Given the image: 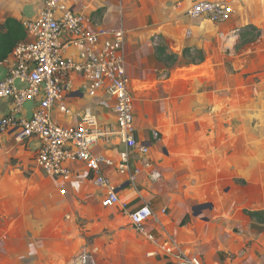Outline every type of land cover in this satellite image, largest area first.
I'll return each instance as SVG.
<instances>
[{"label": "rangeland", "instance_id": "1", "mask_svg": "<svg viewBox=\"0 0 264 264\" xmlns=\"http://www.w3.org/2000/svg\"><path fill=\"white\" fill-rule=\"evenodd\" d=\"M250 13L253 22L247 25H210L217 30L214 37L203 43L201 53L194 48L187 54L193 73L178 69L177 79L169 73L174 82L158 95L148 92L142 104L151 121L162 124L154 127L160 139L155 144L166 139L168 126L178 127L169 136L168 156L161 150L158 156L170 159L164 168L167 176L177 174L171 180L176 200L186 198L198 205L193 212L200 214L195 217L203 241L198 245L211 256L204 259L206 264L213 259L221 264H264V5ZM1 140L2 166L9 165V173L18 176L21 170L23 180L7 184L14 197L3 199L0 210L22 213L25 225L36 223L39 214L41 230H28L30 241L53 245L46 253L40 250L38 264H71L83 250L93 255L95 264H103L99 250L112 253L119 246L117 239L108 237L116 232L110 224L116 220L119 228H131L126 214L114 208L93 209L95 201L90 204L88 198L103 200L104 193L92 179L61 192L59 184L37 168L36 153L27 149L30 141L21 143L22 155L12 157L2 154ZM150 187L148 192L158 186ZM54 192L61 197L50 198ZM205 203L212 207L206 209Z\"/></svg>", "mask_w": 264, "mask_h": 264}, {"label": "crops", "instance_id": "2", "mask_svg": "<svg viewBox=\"0 0 264 264\" xmlns=\"http://www.w3.org/2000/svg\"><path fill=\"white\" fill-rule=\"evenodd\" d=\"M196 1L199 0H69L75 12L87 16L91 22L89 25L91 29H123L125 31L124 44L129 87L135 103L138 104L135 107L137 141L139 146L149 148L147 155L137 154L133 159V167L141 169L136 187L131 186L126 181V177L120 175L116 168L102 165L101 170L110 182L118 187L120 200L126 204L127 208L129 206V210L136 209L144 202L150 203L155 215L149 221L147 229L150 234L154 235L155 241H149L144 235L134 232L131 228V230L119 228L120 223L115 220V223L112 222L110 226L114 227L116 232H112L108 237L117 239L119 246L115 247L116 251L112 253L105 249L99 250L98 256L103 264H178L179 255L199 257L206 264L211 258L207 248L198 245V240L200 243L203 242L199 222L195 219L200 214L193 213L198 205L186 198L181 201L176 200L177 190L175 183L171 180L177 174L171 172L167 176L164 168L170 166V159L158 156V150H161L164 156H168L166 146L170 144L169 136L172 138L178 131V127L168 126V131L164 133L166 139L162 138L159 145L155 144L158 141H154L152 137L156 129L154 127L161 128L162 124L151 121L150 116L145 114L142 104L147 102L144 97L148 92L153 91L158 95L160 89L167 86L170 81L174 82V79H177L178 69L193 73L195 68L192 67L193 63L187 59V54L194 48L199 51L205 41L214 37L217 30L210 25L230 28L239 23L242 25L252 23L251 10L259 4L263 8L264 0H209L226 2L233 6L234 14L223 24H214L206 19L189 18L187 11ZM42 6V0H0V25L5 24L9 19L17 20L22 24L24 20L35 18ZM243 13L246 15L242 18ZM211 29L215 31H210ZM161 49L165 54L163 56L160 54ZM170 55L174 57L172 61L167 59ZM6 71L7 68H3L0 74ZM169 73L174 79H169ZM68 78L72 87L66 91L62 105L70 109V113L66 114L60 107L56 108L54 118L57 123L62 126L76 125L80 122L82 112L91 107L97 112L104 125L115 126L116 115L113 110L100 104L103 96L89 97L83 88V79L80 76L70 74ZM28 105L30 108L26 109V116L29 118L35 104ZM10 109L11 103L0 99V117L9 113ZM0 140L3 144L2 154H9L12 157L22 155L21 150L24 151L25 147L17 142L12 134H0ZM10 140H13L15 145ZM120 143L119 137H113L111 142L100 141L94 147L93 155L95 157L106 156L117 161L119 152L123 148ZM38 146V140H30V148L27 149L36 153ZM145 161L150 162L153 169L160 173L158 180L152 181L148 178L149 170L143 164ZM73 170V178L66 189L72 185L77 187V183L80 187L81 183L91 179L93 182L92 173L83 164H73ZM19 172V176L10 174L9 165L2 166L0 161V206L3 199L14 197V194L8 190L7 184L17 183L18 178L23 180L22 171L19 170ZM151 185L158 187L148 192ZM100 190L104 193L103 189ZM143 193L146 195L144 196ZM56 196L61 197L55 192L49 197L55 199ZM88 199L90 204L92 200L95 201L92 204L93 209L98 211L99 208H104L101 197H89ZM205 204L206 209L207 205L212 207L209 203ZM112 208L122 211L119 206ZM164 209L168 211L167 214L162 212ZM8 210V207L0 210V264L5 262L38 264L40 258L37 254L40 250L44 249L46 253L53 245L42 241L41 246V243L32 242L33 239L30 241L31 236L27 232L28 230H34V232L41 230L42 224H39L41 217L37 214V222L26 224V226L22 213H15L14 209H11V212ZM43 212L46 214L47 211ZM190 214L194 217L192 216L187 222ZM140 238L146 243H142ZM25 245H28V250ZM29 250L32 256L28 255ZM64 256L66 254L62 256L63 261L67 259ZM210 264H221V262L213 259Z\"/></svg>", "mask_w": 264, "mask_h": 264}, {"label": "built area", "instance_id": "3", "mask_svg": "<svg viewBox=\"0 0 264 264\" xmlns=\"http://www.w3.org/2000/svg\"><path fill=\"white\" fill-rule=\"evenodd\" d=\"M43 6L33 19L22 22L26 39L17 44L11 54L0 60V99L11 103L10 112L0 117V134H12L17 142L38 140L36 166L55 180L66 192L74 175L73 164H83L93 175V183L104 190L105 208L120 207L134 232L155 241L147 229L154 218L150 203L144 202L134 210L127 209L118 195V187L103 174L102 165L116 168L133 187L137 185L140 168L133 167L138 154L147 155L149 148L139 146L135 124V101L129 87L123 29L90 28V20L73 10L69 0H42ZM234 14L231 4L221 1L199 0L187 11L191 19H206L214 24L227 22ZM83 79V88L91 98L103 96L100 104L113 110L116 125H104L97 112L86 108L80 122L62 126L54 118L60 107L66 114L70 109L62 105L66 91L72 87L68 76ZM35 104L31 116L26 106ZM154 140L159 135L153 131ZM119 137L123 145L119 160L106 156L95 157L94 147ZM148 178L155 181L160 173L150 162ZM164 214L166 210L162 211ZM71 264H95L88 251L80 252ZM178 264H205L195 256H178Z\"/></svg>", "mask_w": 264, "mask_h": 264}, {"label": "trees", "instance_id": "4", "mask_svg": "<svg viewBox=\"0 0 264 264\" xmlns=\"http://www.w3.org/2000/svg\"><path fill=\"white\" fill-rule=\"evenodd\" d=\"M26 39L25 30L20 22L14 19H9L5 24L0 25V60L7 58L18 43ZM161 56L165 55L163 50H160ZM168 61L174 59L173 56H168ZM193 63V62H192ZM260 213H254L253 216H259Z\"/></svg>", "mask_w": 264, "mask_h": 264}]
</instances>
